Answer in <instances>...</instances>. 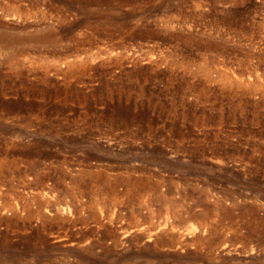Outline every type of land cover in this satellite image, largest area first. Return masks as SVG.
Wrapping results in <instances>:
<instances>
[{"label":"rangeland","instance_id":"rangeland-1","mask_svg":"<svg viewBox=\"0 0 264 264\" xmlns=\"http://www.w3.org/2000/svg\"><path fill=\"white\" fill-rule=\"evenodd\" d=\"M0 264H264V0H0Z\"/></svg>","mask_w":264,"mask_h":264},{"label":"bare ground","instance_id":"bare-ground-1","mask_svg":"<svg viewBox=\"0 0 264 264\" xmlns=\"http://www.w3.org/2000/svg\"><path fill=\"white\" fill-rule=\"evenodd\" d=\"M64 59V58H63ZM63 61V60H62ZM64 63H65V60L63 61ZM67 62V61H66ZM73 62V61H72ZM56 63V62H55ZM61 63V62H60ZM59 63V64H60ZM77 63V62H76ZM55 65V64H54ZM69 66L68 67H70L71 66V64H68ZM56 66V65H55ZM65 68V67H64ZM203 71V70H202ZM200 73H201V71H200ZM225 78V77H224ZM223 79V78H222ZM226 81V80H225ZM254 86V85H253ZM97 202V201H96ZM59 205H61V204H59ZM96 205V204H95ZM98 206H99V204H98ZM57 206H55V208H56ZM59 207V206H58ZM58 207L56 208V209H58ZM6 208V207H5ZM66 208V207H65ZM98 208V207H97ZM10 209V208H9ZM55 209V210H56ZM59 209H61V211L60 212H62V213H64V211L63 210H65V213H67V210L66 209H64L63 207L61 208V207H59ZM165 210V209H164ZM58 212L57 213H59V210H57ZM39 212H40V210H39ZM56 212V211H55ZM41 213V212H40ZM64 213V214H65ZM39 214V213H38ZM56 215V214H55ZM58 215H60V214H58ZM63 215V214H62ZM38 216V215H37ZM40 217L42 216V215H39ZM47 216V215H46ZM64 216V215H63ZM94 216V215H93ZM43 217V216H42ZM41 217V218H42ZM41 218H40V220H41ZM39 219V218H38ZM47 219V218H46ZM44 219H42L41 221H43ZM203 227V226H202ZM192 230V229H191Z\"/></svg>","mask_w":264,"mask_h":264}]
</instances>
